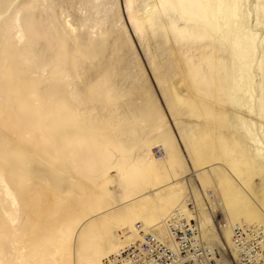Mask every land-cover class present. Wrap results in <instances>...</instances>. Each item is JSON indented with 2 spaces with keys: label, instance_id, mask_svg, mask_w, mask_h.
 <instances>
[{
  "label": "rangeland",
  "instance_id": "obj_1",
  "mask_svg": "<svg viewBox=\"0 0 264 264\" xmlns=\"http://www.w3.org/2000/svg\"><path fill=\"white\" fill-rule=\"evenodd\" d=\"M207 6L0 0V264H77L78 246L131 223L159 230L186 199L215 239L237 220L264 228V152L239 128L264 139V0L240 1L216 35ZM240 72L254 105L230 90ZM247 195L255 209L229 217Z\"/></svg>",
  "mask_w": 264,
  "mask_h": 264
},
{
  "label": "built area",
  "instance_id": "obj_2",
  "mask_svg": "<svg viewBox=\"0 0 264 264\" xmlns=\"http://www.w3.org/2000/svg\"><path fill=\"white\" fill-rule=\"evenodd\" d=\"M160 157L164 150L155 146ZM141 238L129 241L104 264H264V228L258 223L236 222L231 244L209 242L202 237L192 199L165 217L166 234L137 222Z\"/></svg>",
  "mask_w": 264,
  "mask_h": 264
},
{
  "label": "bare ground",
  "instance_id": "obj_3",
  "mask_svg": "<svg viewBox=\"0 0 264 264\" xmlns=\"http://www.w3.org/2000/svg\"><path fill=\"white\" fill-rule=\"evenodd\" d=\"M173 1H175V0H173ZM201 1L205 2V3L207 2V4H208V6H207L208 12L205 14L204 18L207 20V24L211 28V30L213 32H215V35H216V33H219L223 27H229L230 25H232V23L237 24L236 19L239 16V4H240V1H242V0H231V2H228L229 0H201ZM176 2H174V3H176ZM166 3H168V1ZM182 4H187V2H182ZM164 9L166 12L165 14L170 15V17H171V14L175 13L174 14L175 16H177V14H178V10L175 7L171 6L170 4H168V5L165 4ZM206 10L204 11V13L206 12ZM245 38L249 40L250 47L252 49H254V51H255L256 44L258 42V40L255 38V36L249 35V36H246ZM225 39H227V38H225ZM242 39L243 38L239 36V37L235 38V41H234L235 49L240 50V52L242 51L241 50L242 49ZM242 53H243V51H242ZM234 63H235V61H234ZM253 82H254V78L252 76H250L249 74L245 75V73L240 72L239 77H236V75L234 76L232 74L231 75L230 90L235 95L238 96L239 101L244 99V98H248L250 100L251 104L254 105V103L257 99L256 98V96H257L256 92H258V91H256V88L253 85ZM237 118H240V116H237ZM240 120H241L240 126L238 125L239 128L245 130L246 135L249 137V141H251L253 143V146L248 145L250 147L249 149L255 148L258 152H264V141H263L264 139H262L256 133H254L256 135L254 137H252L253 132H252V129L250 128V126L247 124V120L244 118H240ZM253 124H254L255 129H258L261 132L262 136L264 137V125H262L261 123L258 124L256 122H254ZM247 140H246V142H247ZM149 155H150L149 153L141 154V152H140L138 154V156L136 157V159L138 160V163L143 162L142 165H144V164L146 165L145 161L147 159H149ZM152 155H153V152H152ZM164 155H165V151H164V154L161 155L160 157H156V156H154V157L161 158ZM242 191H244V190L242 188H240V190H238L236 192V195L237 194L241 195L243 193ZM232 194L235 196V192ZM248 205L250 206L249 207L250 210L248 209L250 212L252 211V209H255L253 202H252V198H250L247 195L245 198H241L240 202L234 204L232 209H230L228 211V213H226V214L229 216L231 213L233 214V212L239 211V208H241V207L243 208V207L248 206ZM126 206L131 207V206H133V203L127 204ZM255 213H256V211H255ZM149 217L148 216L147 217L142 216V218L146 222L149 220ZM151 218H153V217H151ZM197 218H198V216H197ZM247 218H251V217L247 216ZM236 222L247 223V222L241 221V220H237V221L232 222L230 225V230L228 231V240H224V241L221 239L218 240V239H215L213 237H210L209 235H205V233L203 232V230L201 228L202 237L207 241L216 240L218 242H222L224 244L228 243L230 245L231 244L230 238H231L232 226ZM247 224H254V223H247ZM135 225L136 224H133V223L128 224L129 227H128L127 231L124 232L123 237L120 235L121 233L118 234L117 231H115L113 233H107V234H103L102 236L96 237L94 244H92L91 246L86 248L84 251H82L83 249L80 250V248L78 246L76 248V257H75L77 264H104V259H106L108 256L118 252L122 247L125 246V245H123L120 248L115 249V251H114L113 249L117 248V245L125 244V242L134 241V240L141 238V234L135 228ZM84 227L85 226L83 225L79 229V236L77 237V240H79L80 232L84 229ZM158 228H159V234L164 236L166 234L165 218L163 219L161 226ZM111 250H113V251H111Z\"/></svg>",
  "mask_w": 264,
  "mask_h": 264
}]
</instances>
